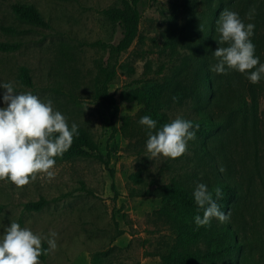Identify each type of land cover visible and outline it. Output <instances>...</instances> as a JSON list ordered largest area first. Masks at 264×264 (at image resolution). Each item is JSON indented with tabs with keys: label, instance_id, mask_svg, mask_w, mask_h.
Instances as JSON below:
<instances>
[{
	"label": "rangeland",
	"instance_id": "rangeland-1",
	"mask_svg": "<svg viewBox=\"0 0 264 264\" xmlns=\"http://www.w3.org/2000/svg\"><path fill=\"white\" fill-rule=\"evenodd\" d=\"M174 1L142 0L139 4L138 35L118 57L108 86L116 98L120 90L136 86L137 79L157 77L171 65L168 50L163 49V31ZM14 3L32 4L47 24L18 20L11 10ZM118 3L0 0V43L17 44L16 49L0 50V81H12L16 91L50 98L69 124L76 122L78 131L88 135L108 161L107 165L89 157L58 161L51 176L37 172L22 186L0 180V222L6 225L17 220L41 234L42 249L48 248L51 233L56 234V247L45 251L39 264H91L94 255L101 264H162L160 255L170 249L173 234L155 214L161 205L158 187L175 174L195 171L183 154L151 156L145 149L146 138L137 132L143 130L137 121L133 137L111 134L99 80V66L108 55L99 43L114 44L120 36L117 25L104 14ZM6 27L15 32L5 31ZM22 68L27 70V80ZM118 105L117 126L120 116H133L140 108L135 103L118 101ZM259 113L264 133V96L259 99ZM260 152L259 167H264V147ZM243 154L247 167H252L250 145ZM40 197L46 200L40 210H24V203Z\"/></svg>",
	"mask_w": 264,
	"mask_h": 264
},
{
	"label": "trees",
	"instance_id": "trees-1",
	"mask_svg": "<svg viewBox=\"0 0 264 264\" xmlns=\"http://www.w3.org/2000/svg\"><path fill=\"white\" fill-rule=\"evenodd\" d=\"M141 1L119 0L118 5L104 10L120 33L114 44L99 43L108 55L99 66V80L111 134L120 132L131 138L141 115H150L159 127L174 118L178 110L182 112L177 115L198 125L195 139L187 142L182 153L195 165V171L175 174L158 187L161 205L155 214L168 224L173 234L171 247L160 255V260L162 264H264V167H259L260 151L264 147L259 115L264 75L250 83L234 69L223 73L211 70L217 59L212 51L227 43L220 41L216 32V20L224 8L238 12L245 23L255 25L251 36L254 54L264 60V0H175L163 31V49L168 50L171 65L165 71L161 69L157 77L137 79L136 86L120 90L116 98L108 92V86L115 75L118 57L138 35ZM11 10L20 21L47 24L32 4L14 3ZM4 30L15 32L12 27ZM16 48L17 44L0 43V50ZM22 74L27 80L26 68H22ZM118 101L140 106L134 117L120 116L119 126L114 122L119 112ZM142 127L137 132L147 138ZM78 132L70 146L54 157L55 161L89 157L107 165L96 143ZM246 145L252 149V167H247L243 154ZM199 181L210 190L221 187L223 195L218 204L229 213L225 221L218 222L213 217L206 225L193 223L198 209L191 193ZM81 188L86 191L83 185ZM45 203L40 197L23 206L24 210L38 211ZM44 256L42 251L40 257ZM91 264H101L98 255L92 257Z\"/></svg>",
	"mask_w": 264,
	"mask_h": 264
},
{
	"label": "clouds",
	"instance_id": "clouds-1",
	"mask_svg": "<svg viewBox=\"0 0 264 264\" xmlns=\"http://www.w3.org/2000/svg\"><path fill=\"white\" fill-rule=\"evenodd\" d=\"M216 25L218 39L227 43L212 51L217 59L211 70L223 73L234 69L250 83L257 82L264 75V60L254 54L251 36L255 25L245 23L230 8L221 10ZM0 89L4 90L0 94V180L22 186L37 172L51 176L56 163L54 157L70 146L74 135H79L78 124L74 121L69 124L50 98L42 99L31 91H16L12 81H0ZM138 123L146 129L145 149L153 157L180 156L187 142L195 139L198 127L181 115L159 127H156L157 120L147 114L141 115ZM191 195L198 209L192 218L196 226L208 224L213 217L218 222L225 221L229 213L218 204L223 195L220 186L210 190L206 183L199 181ZM55 235L51 233L48 248L42 249L41 234L21 226L17 220H10L6 225L0 222V264H39L42 251L56 247Z\"/></svg>",
	"mask_w": 264,
	"mask_h": 264
}]
</instances>
